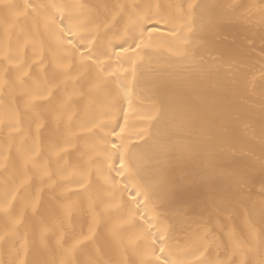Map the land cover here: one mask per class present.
Wrapping results in <instances>:
<instances>
[{
	"label": "snow or ice",
	"instance_id": "6c2138e0",
	"mask_svg": "<svg viewBox=\"0 0 264 264\" xmlns=\"http://www.w3.org/2000/svg\"><path fill=\"white\" fill-rule=\"evenodd\" d=\"M0 8L6 14L0 44V136L5 141L0 149V264H264V181L254 192L248 173L223 163L236 153L234 114L207 102L193 104L183 95L195 90L206 67L191 51L199 43L193 37L213 33L232 19L264 25V0L186 7L0 0ZM101 14L104 19L98 22ZM120 21L122 28L113 33L121 39L116 45L107 37ZM81 31L91 38L87 53L85 45L73 42ZM168 45L182 63L148 117L159 126L151 171L125 199L128 189H121L120 179L131 176L135 166L123 135L127 92L122 88L124 95L111 94L112 73L105 69L113 58L123 63L125 54L131 64H142L150 50ZM248 45L254 50L255 40ZM259 61L264 94V33ZM248 83L254 90V72ZM97 111L116 116L112 130L81 146L82 134L97 136ZM260 112L264 153V95ZM194 151L201 158L202 189L195 201L172 176L181 158ZM260 168L264 174V157ZM84 218L87 231H77ZM102 239L114 258H105ZM221 253L225 259H219Z\"/></svg>",
	"mask_w": 264,
	"mask_h": 264
},
{
	"label": "bare ground",
	"instance_id": "6f19581e",
	"mask_svg": "<svg viewBox=\"0 0 264 264\" xmlns=\"http://www.w3.org/2000/svg\"><path fill=\"white\" fill-rule=\"evenodd\" d=\"M11 3H23V0H9ZM35 3L50 2V0H33ZM57 3H64L66 0H55ZM89 5L101 4H145V3H160V4H182L185 7L189 3L197 4H216V5H235L248 4L255 0H84ZM218 11L231 15L230 10L221 8ZM98 22L103 21L104 17L101 14L96 18ZM6 22L5 11L0 8V44L4 41V25ZM67 23V21H65ZM123 21L116 24V28L108 34L107 39H112L113 43L119 45L121 43L120 36L113 35L118 29H121ZM20 29L17 28V32ZM264 33V25L258 20L251 23L241 22L232 19L230 22H225L221 27L210 34H197L193 37L199 43L194 45L191 51L197 59L203 58L205 62V72L202 77L196 79L195 90L183 93L188 96L193 104H203L213 106L221 111H227L234 114L231 119V143L235 146V155H227L223 158V163L230 166H235L239 170L249 174L251 179L250 186L253 191H258L261 182L264 181V174L261 172L260 159L264 157L261 152V112L260 105L262 101V92L259 87V71H260V37ZM91 38L85 31L78 34L77 46L85 45L82 51L87 53L90 49L88 41ZM255 40V49H250L248 42ZM49 41H44V48L47 50ZM168 45L161 49L150 50L143 57V63L137 60L136 64H131L128 55L125 54L121 59L123 63H119L115 58L112 61V67L106 68V72H111V94L124 95L120 89H125L127 99L124 102V108L129 113L128 124L125 125V133L123 134L129 145V155L134 161L131 176L120 179L121 189L127 185V191L124 192V198L128 199L135 194L136 186L142 183V178L150 171L153 164L152 149L156 143L159 126H154L153 120L148 117L154 114V105L158 106L165 98V93L168 89L165 84L174 79V73L180 63L178 57L173 56L169 51ZM96 49H92L95 51ZM28 56L31 60L36 57L32 56V49H27ZM31 62V61H30ZM256 74L257 84L255 89L248 83L252 73ZM119 76V80L116 77ZM103 108V106H101ZM106 111V109H105ZM95 121L98 122L97 136L92 137L87 134H82V139L79 141L81 146L91 143L98 139L104 133H110L112 125L115 123L116 116L102 114L101 111L93 113ZM120 123H123V114H120ZM107 125L106 127H100ZM79 126V125H78ZM140 133L151 134L153 139L148 140V135H144V140H148L145 144L141 140ZM193 137L195 133L193 132ZM138 147H132V145ZM5 147V141L0 136V149ZM252 156L250 157L249 154ZM201 158L194 151L187 158H181L180 166L177 167L172 176L178 181L184 183L185 192L193 201L199 198L202 191L198 184L200 173ZM117 167H119L117 161ZM3 177L0 176V180ZM2 191V189H0ZM49 212H53L54 208L47 204ZM147 215H151L149 212ZM31 223V219L29 220ZM87 218H84L76 224V230L80 231L83 228L87 231ZM155 231V229H154ZM23 232V230H22ZM55 238H53L54 241ZM99 246L104 250L105 258H114L110 244L106 240H100ZM5 255V259H6ZM213 259L217 258L216 253H213ZM131 259V257H127ZM219 259H225L223 253L219 255Z\"/></svg>",
	"mask_w": 264,
	"mask_h": 264
}]
</instances>
